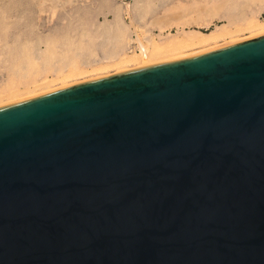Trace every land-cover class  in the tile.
Wrapping results in <instances>:
<instances>
[{"label": "water", "instance_id": "obj_1", "mask_svg": "<svg viewBox=\"0 0 264 264\" xmlns=\"http://www.w3.org/2000/svg\"><path fill=\"white\" fill-rule=\"evenodd\" d=\"M0 264H264V35L0 106Z\"/></svg>", "mask_w": 264, "mask_h": 264}, {"label": "rangeland", "instance_id": "obj_2", "mask_svg": "<svg viewBox=\"0 0 264 264\" xmlns=\"http://www.w3.org/2000/svg\"><path fill=\"white\" fill-rule=\"evenodd\" d=\"M190 1L155 0L147 7L136 8L133 0H0V95H5L12 87L22 90L16 96L18 100L41 95L47 91L45 87V90H40L43 86L32 88L35 92L31 91L30 97L24 88L34 82L42 83L44 79L52 80L49 84L51 89L62 87L60 75L65 76L75 68L85 73L70 77L64 86L114 74L119 69L117 59L132 49L127 42L134 38L133 24L155 39L165 38L168 32H176L174 26L181 28ZM208 1L215 4L227 0H202L201 3ZM236 4H241L239 9L245 17L258 12L261 19L264 17V9L260 10L261 0H237ZM158 16L167 21L162 23L160 19L162 29L159 24L150 23L156 17L159 19ZM222 23L223 20L216 19L209 24H191L185 28L206 32ZM105 27L112 32L106 33ZM116 32L122 34L123 50L113 49L111 37ZM252 35L255 33L243 31L235 34L234 38L245 39ZM226 41L230 42V39ZM225 42L220 41L217 45ZM200 49L184 50L180 55L187 56ZM36 50H42L40 57ZM23 58L27 62L22 63ZM127 68L137 69L134 64ZM5 99L3 96L2 103Z\"/></svg>", "mask_w": 264, "mask_h": 264}, {"label": "bare ground", "instance_id": "obj_3", "mask_svg": "<svg viewBox=\"0 0 264 264\" xmlns=\"http://www.w3.org/2000/svg\"><path fill=\"white\" fill-rule=\"evenodd\" d=\"M133 1H134V6L136 8L137 7L143 8V7L149 6L155 0H133ZM201 1L202 0H191L190 1L191 3L185 11L186 18L181 23V28H179L177 25L174 26L176 27V32L172 34L168 32L165 38L155 39L153 38V36H150V34H147L148 33L147 31H146L147 33L142 32L140 31V28L138 30L137 26L133 24L132 33L134 34V38L132 37V39H129V41L127 42V44H129L132 49L129 51V53H126L124 51L125 52L123 53L124 56L123 57L120 56L117 59L116 64L119 65L117 66V69L118 68L119 69L116 73L128 71L130 69V68H127L128 65L134 64L136 68H142L145 66L156 64V62L158 63L160 62V60H165L163 62L173 61V60H177L180 58H185L188 56L199 54L201 52H205L208 50H212L214 48H218L221 46L240 42L242 40H247V39L257 37V36L264 35V17L262 19L259 17L261 14L260 12H258L257 15L255 14L252 17H245L244 16L245 14H243V11L239 9L240 8L239 6H241V4L238 5L239 2L238 4H236L237 0H227L221 3L217 2L215 4L211 3L210 1L206 3H201ZM261 4L262 5L260 7V10L264 9V0H261ZM221 8L225 10L222 11ZM126 11H128V8L126 9ZM159 17L160 16H158V18ZM160 19L163 20L162 23L167 22L166 20L164 22V17L162 16L159 19H157L156 17L154 21L151 20L152 22L150 23L152 24L156 23V25L159 24L158 25L159 28L162 29L163 25L162 26L160 25L161 23ZM216 19L223 20L224 23L220 25H215L212 29L206 30V32L201 31V30H196V29L187 30L185 28L186 26H189L191 24H195L198 26L209 24L213 20H216ZM107 29L108 28L105 27L106 33L112 32ZM243 31L253 32L255 33V35L249 36L247 38L245 37V39H235L236 38L235 34L243 32ZM227 39H230V42L226 41ZM220 41H223V42L226 41V42L223 43L222 45H217V43ZM111 43H112L113 49L123 50L122 34L119 32L112 34ZM198 47H201L202 49L197 50L193 53H189L187 56L180 55V52L182 53V51L184 50H188V49L191 50V49L198 48ZM41 53H42V50H36V55L39 56ZM25 61L27 62V59L25 58L24 60L23 58L21 62L25 63ZM23 65L24 64H22L21 66ZM98 71H100V68L98 69ZM82 73H85V72L83 71L81 72L76 68L68 72V74H65V76L63 74L60 75L58 73V75H60V79H62V83H61L62 87L51 89L49 84L52 82V80L49 81V80L44 79L42 80L43 81L42 83L38 82L35 84L34 82L32 84L33 87L32 85L26 86V87L24 86L25 87L24 91L27 92L26 95L28 97L32 96L30 95L32 92H35V90L32 91L31 89L32 88L36 89L35 87L38 88L39 86L40 87L43 86L42 89L40 90H45L46 88L47 89L46 93L52 92V91L67 87L68 85L64 86L65 84H67L66 83L67 79H69L70 77L72 78L74 76H78ZM19 90L21 89H16L14 87H12L11 89L10 88L7 89L8 92L6 93L5 91L6 94L5 95L3 94V96H6L7 100L5 99V102L2 103L3 101L1 99L3 98V96L0 95V106H4V105L17 102L18 99H16V96H19L18 92L20 93L22 91V90L21 91Z\"/></svg>", "mask_w": 264, "mask_h": 264}]
</instances>
